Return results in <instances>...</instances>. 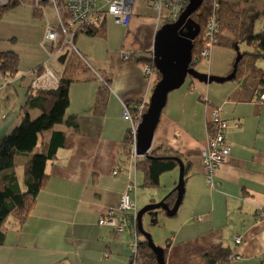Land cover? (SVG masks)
<instances>
[{
	"label": "crops",
	"instance_id": "crops-1",
	"mask_svg": "<svg viewBox=\"0 0 264 264\" xmlns=\"http://www.w3.org/2000/svg\"><path fill=\"white\" fill-rule=\"evenodd\" d=\"M140 11L132 9L126 34L143 31L144 38L106 36L105 41L92 38L102 41L95 42L97 45L105 46L102 58L91 53V37L75 38L76 49L85 60L90 55L94 58L100 77L109 83L106 109L102 115L93 111L99 83L90 80L70 86L66 113L74 115L78 124L73 146L58 149L56 159L47 163V184L38 193L22 228L7 232L0 246V264H128L132 251L130 229L118 234L99 222L109 208L119 205L133 180L136 211L141 204L162 201L174 190L178 180L175 181L173 173L177 171L179 177V168L168 173L167 182L171 186L168 188L174 186L170 192L154 193L140 201L142 194L137 193L134 163L122 162L120 146L130 127L122 118L123 105L132 107L136 102L148 101L156 84L154 77L151 81L145 79L143 67L135 62L150 54L161 18L154 10L156 20L141 16ZM31 20L38 24V27L28 26L31 31H37L36 38H31L27 30L30 38L25 39L39 46L46 22L35 12ZM12 40L13 37L9 38ZM2 41L0 50L14 49ZM215 48L208 57L210 64L214 62ZM13 51L21 59V52ZM125 52H131L135 58H122ZM219 53L225 55L227 64L213 71L209 65L207 74L224 78L232 71L236 53L224 48ZM40 65L43 63L32 67L36 69ZM258 66L255 62V67L246 69L243 78L237 81L234 78L222 84L190 82L189 86L182 85L167 95L151 149L163 148L181 155L187 175L177 213L165 223L170 243L166 264H205L204 256L215 247L230 250L234 257L230 264H264V100L260 98L264 89L257 83L262 70ZM216 108L227 125L224 138L230 157L227 164L217 169L214 185L209 187L202 152L209 139L208 113ZM29 115L31 119L37 118L39 112L32 110ZM27 134L28 130H18L15 135L12 131L10 144L21 151L35 152L38 144L35 146ZM48 135H44L45 140ZM118 169L121 172L115 175ZM236 238H240L239 244L235 243Z\"/></svg>",
	"mask_w": 264,
	"mask_h": 264
},
{
	"label": "trees",
	"instance_id": "trees-1",
	"mask_svg": "<svg viewBox=\"0 0 264 264\" xmlns=\"http://www.w3.org/2000/svg\"><path fill=\"white\" fill-rule=\"evenodd\" d=\"M260 1L262 3V10L258 11L256 5ZM27 2L30 4L32 0H8L5 5H0V20L8 11ZM184 3L183 10L187 6L188 0ZM33 9L39 16L41 15L35 7ZM213 12L218 17V33L214 47L219 46L232 50L235 53V49H238L237 51L242 58L238 62L234 80H240L243 78L246 69L255 67L257 59L264 60V32L259 34L254 33L256 22L264 15V0H203L199 9L191 16L192 20L200 28L199 36L193 41L192 61L190 64V67L193 69H195V65L202 59L198 53L204 42L203 34L207 20ZM107 16H101V20L94 28L87 29L84 33L75 34L71 41V46L69 44L66 45V40L62 34L56 46L50 48L49 53L53 50L59 51L61 54L66 53V58L62 64V72L60 75H56L58 80L56 87L53 89H46V87L38 88L33 85V81L28 84L29 87L25 93L27 96L26 102L21 107L23 115L20 126L23 130L29 131L27 137L32 138V143L35 146L38 144L36 151L28 153L12 146L10 144V136L0 141V246L3 245L7 232L19 231L25 224L36 202L38 193L47 184V163L56 159L58 149H69L73 146V137L78 132V124L74 115L66 113L70 101L69 88L74 84L95 80V78L80 75L85 72L88 63L84 56L76 49L74 45L75 38L78 35H85L104 40L106 38ZM166 23H168V20L164 18L160 27ZM240 45H245L250 50L241 52ZM132 58H135L134 55H132ZM139 62L143 63V67L149 65L154 68L149 54L147 57H139L137 63ZM18 64L19 57L15 51H11L9 48L0 50V80L2 82L10 81L8 85H12L11 82L13 80L14 82L23 80L24 76H18ZM39 69L40 73L36 75L37 77L43 74L42 65L38 68L36 67L34 72ZM153 77L156 82L160 78L156 70ZM101 81L102 84L97 89L93 104V111L96 115L104 114L106 109L109 83L106 79H101ZM257 83L264 89V70L259 72ZM2 88H4V85L0 84V90ZM147 106L148 101H145L143 113L146 111ZM126 107L129 109L131 115L135 116L139 114V111H135L133 106ZM32 110L39 112V116L35 119L30 118L29 112ZM140 118H137L135 121L139 123ZM207 131L210 135L213 132L210 124L207 125ZM45 134H49L47 140L44 139ZM132 142L129 127L120 146L121 155L123 156L122 162L134 161L135 172L141 174L140 186L142 188L152 189L159 187L161 176L176 170L179 163L183 165V180L185 181L187 166L181 155L163 148H153L147 157L134 158L130 150ZM19 167L22 168L21 175L19 174ZM175 200L176 191L172 190L162 201L171 208ZM158 213L164 214L161 210ZM133 217V211L124 214L126 222L124 231L130 229L132 242L136 240V250L135 252H131L128 264H157L155 256L148 247L146 240L138 233L137 222L133 220ZM156 222L153 218L152 224H156ZM169 244V241L166 239L163 246L164 260ZM233 258L228 248L215 247L204 256V263L230 264Z\"/></svg>",
	"mask_w": 264,
	"mask_h": 264
},
{
	"label": "built area",
	"instance_id": "built-area-1",
	"mask_svg": "<svg viewBox=\"0 0 264 264\" xmlns=\"http://www.w3.org/2000/svg\"><path fill=\"white\" fill-rule=\"evenodd\" d=\"M144 2L145 5L159 13L163 8L166 9L168 22H175L183 11V3L186 0H32L29 4L41 11L45 5L51 6L54 12V20L46 19L44 30V43L50 48L56 46L60 36L63 34L66 45H72V40L77 33H84L87 29L94 28L101 20V16L108 15L113 18L116 24L122 28H126L131 20V13L136 2ZM8 0H0V5H5ZM185 4V3H184ZM218 17L213 12L206 23L204 30L203 45L198 53L200 58H208L212 48L216 43V35L218 33ZM61 50V49H59ZM130 53L125 52L122 58L128 60ZM155 69L149 65L143 67V75L146 80L153 78ZM43 74L33 80L35 87L53 89L57 86V77L48 70L43 68ZM264 100V92L260 96ZM135 111H139L138 115H131L129 109L123 105L122 118L130 124V133L133 144L131 145V153L135 156V137H136V119L143 115L144 101L136 102ZM142 113V114H141ZM141 114V115H140ZM207 125L210 124L213 132L207 141V146L202 152L203 169L205 180L209 187H213V176L217 169L229 162V151L224 138L226 123L220 117L219 109H212L209 113ZM134 163V161H133ZM119 170V169H118ZM121 172L115 171L114 174ZM135 190L136 184L133 180L127 186L125 194L117 207L109 208L104 218L99 222L101 225L112 227L116 233H123L126 222L124 214L133 211L134 221L136 220L135 209ZM135 239V238H134ZM235 243H240V238L235 239ZM133 252L136 250V240L131 243Z\"/></svg>",
	"mask_w": 264,
	"mask_h": 264
},
{
	"label": "rangeland",
	"instance_id": "rangeland-1",
	"mask_svg": "<svg viewBox=\"0 0 264 264\" xmlns=\"http://www.w3.org/2000/svg\"><path fill=\"white\" fill-rule=\"evenodd\" d=\"M28 3L29 2L25 4H21L15 9L8 11L3 16V18L0 20V43L3 42L2 40H4L6 43L8 42L9 46L12 47V49L14 48L15 50H18L21 52V55H20L21 59H19V64H18V69H19V74H20L19 76L22 77L25 73V78L23 80H19L15 82L13 85H8L10 81L2 82L0 80V84L4 85V88H5V89L2 88L0 90V141L5 137L11 136L12 131H13V135H15L18 130H23L20 125H21V118L23 115L21 107L24 106L26 102V97H27L25 93H26L27 88L29 87L28 83L31 80L36 79V74L40 73V69H39L38 71L35 72L36 74L35 73L32 74L30 72L31 71L30 69L35 67L37 63L42 62L43 63L42 67L44 69L45 67H47L48 70L50 72H53L55 75H59L60 72H62V65L58 62V59L63 54L55 50L49 53V48L44 43L45 38H43L42 41L38 44L39 46H37V44L34 45L32 44V41L25 39V38H30L28 35H26L27 30L31 33L30 34L31 38H36L37 31H31V29H28V26L38 27V24H36L37 22L33 23L31 20L32 13L35 11L33 9V6L29 5ZM243 6H247V5H243ZM256 6H257L256 8L258 11L262 10L261 1ZM133 9L134 10L140 9L141 11L139 13L141 14V16H151L153 19L156 20V16H157L156 13L146 8V5L144 2H141V1L136 2ZM42 10L43 11L37 9V11H39L41 14L40 18L41 20H43V22H45L46 19H48L49 21L54 20V12L51 6L45 5ZM27 12H28V15H27ZM159 14H160L159 18H161V23H162L164 18L167 15L166 9L163 8L159 12ZM35 19L40 21V19H38L37 17ZM111 20H112L111 17L107 16L106 18L107 38H125V37L144 38L143 31L135 32L133 35L131 34L132 37L127 36L126 34L127 28H122L119 25H115ZM262 32H264V15L256 22L255 28H254L255 34H259ZM11 36L14 39L12 40V42L9 41V38H12ZM102 41H105V40H102ZM102 41L91 38V41L89 44V46L92 48L91 53L99 58H102L105 56L106 48L104 45H101L103 43H100V45H97L95 42H102ZM239 48L241 52L249 49L245 45H240ZM220 49H223V48L219 46L215 48L213 52L215 57H214V62L212 64H210L209 58L207 57L202 58L201 61L195 65V70L200 74H207L209 73V70H208L209 65H211V71H213L214 69H216L217 66L223 67L225 63L227 64V58L224 57L225 55H222L221 53H219ZM90 56H88L89 57L88 60L86 59L88 63L87 69L85 70L84 73L80 75L95 78V80H91V82H97L100 85L102 84L101 79L103 80V78L100 77L102 75L100 74L98 70L99 68L97 64L93 60L94 58ZM135 64H139L140 67H143L142 62H139V63L135 62ZM256 64L262 66V68L260 66L258 67L264 70V60L263 59H257ZM191 80L193 79H191L190 77H187L182 87L184 88L185 86H189L190 82H193V83L197 82V81H191ZM12 82H14V80ZM203 99H205V97ZM196 113L197 112H195V114ZM189 115H190V112L188 113L187 116ZM197 115L199 116L200 113H197ZM23 138H24L23 136L20 137V139L24 140ZM125 165H127V161H125ZM18 170H19V174L21 175L22 168L19 167ZM175 174H176L175 181H177L178 180L177 171H174L173 175ZM169 176L170 175L168 173L163 175V177L160 178V186L150 189V188H142L140 186L141 174L136 173L137 187H138L137 193L142 194L140 197V201H143L149 195H152L154 193H162V192L165 193V191H167L166 193L170 192L174 188V186L172 188H168L170 186V182H167V180H169L168 179ZM145 205L147 204H143V205L141 204V206H138V211L141 208H143ZM167 218L168 217H165L162 213H159L157 214V217H156V221H157L156 224L152 225L151 224L152 219L150 218L148 214H145L142 217V227L145 231L148 232V234L151 236V239L154 245H156L157 247L164 246L165 241L168 237L167 230L169 229L165 225V223L167 222L166 220H168ZM123 235L125 237L126 233H124Z\"/></svg>",
	"mask_w": 264,
	"mask_h": 264
},
{
	"label": "water",
	"instance_id": "water-1",
	"mask_svg": "<svg viewBox=\"0 0 264 264\" xmlns=\"http://www.w3.org/2000/svg\"><path fill=\"white\" fill-rule=\"evenodd\" d=\"M203 0H188L187 6L181 12L175 22L162 25L156 32L150 50L151 62L159 74V80L153 87L148 100V106L140 118L136 127L135 154L137 157H147L150 153L154 132L159 122V118L167 101V95L179 89L187 77L197 82L210 84H222L235 78L238 62L242 56L236 48V58L231 73L224 77H214L207 74H200L190 67L192 61L193 41L199 36L200 28L191 18ZM66 53L63 54L58 62L63 64ZM179 177L174 188L176 191V200L171 208L163 201L148 204L136 213V222L138 233L144 237L148 247L155 256L157 264H165L163 248L154 245L151 236L142 227V217L148 214L156 221L159 210L163 211L165 216L172 218L182 202L184 194L183 165L179 163Z\"/></svg>",
	"mask_w": 264,
	"mask_h": 264
},
{
	"label": "flooded vegetation",
	"instance_id": "flooded-vegetation-1",
	"mask_svg": "<svg viewBox=\"0 0 264 264\" xmlns=\"http://www.w3.org/2000/svg\"><path fill=\"white\" fill-rule=\"evenodd\" d=\"M129 53H130V55H131L130 59H132V54H131V52H129ZM130 59H129V60H130Z\"/></svg>",
	"mask_w": 264,
	"mask_h": 264
},
{
	"label": "clouds",
	"instance_id": "clouds-1",
	"mask_svg": "<svg viewBox=\"0 0 264 264\" xmlns=\"http://www.w3.org/2000/svg\"><path fill=\"white\" fill-rule=\"evenodd\" d=\"M155 69V68H154ZM53 73V72H52ZM54 74V73H53ZM55 75V74H54ZM56 76V75H55ZM144 114V113H143Z\"/></svg>",
	"mask_w": 264,
	"mask_h": 264
}]
</instances>
